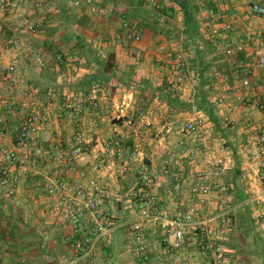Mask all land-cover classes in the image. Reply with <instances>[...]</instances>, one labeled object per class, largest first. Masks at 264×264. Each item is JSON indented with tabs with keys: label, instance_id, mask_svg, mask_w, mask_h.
<instances>
[{
	"label": "built area",
	"instance_id": "1",
	"mask_svg": "<svg viewBox=\"0 0 264 264\" xmlns=\"http://www.w3.org/2000/svg\"><path fill=\"white\" fill-rule=\"evenodd\" d=\"M63 1L77 16L85 14L100 17L112 9L114 0ZM227 3L228 0L222 1V4ZM15 4L14 0H0V14H13ZM34 4L36 12L41 15L46 7L43 1L37 0ZM249 11L253 16L264 20V5L252 4ZM207 12L213 16V11ZM51 19L41 16L32 21L24 20L19 27L29 37L37 39L44 34V28ZM120 26L121 42L117 43H122L120 47L124 52L128 45L135 47L141 43L142 35L132 22L122 19ZM222 28L229 35L232 25L223 24ZM225 41L222 55L234 73H237L242 66L240 55L245 53L243 44L230 37ZM95 43L94 41L93 44ZM17 47L15 36H12L5 50L0 51V72H4L13 85L12 95L0 100V137L3 138L0 143V160L6 164L0 169V193L6 198H12L29 173L43 177L45 186L42 190L50 199L51 213L61 217L71 229V233L60 236L58 242L72 251L76 262L94 258L101 243L114 232L123 230L133 264H230L225 242L230 233L231 210L218 205L214 210L208 211L193 204L183 210L169 211L160 208L156 189L161 177L171 185L175 196H179L184 190V168L178 167L175 171L171 169L177 155L171 154L169 160L163 162L159 174L144 164L142 153L138 148L126 145L124 138H110L101 145L98 153L93 152V142H96L99 135V124L96 118H91L84 125V117L86 111L100 109V90L94 89L87 95L64 94L53 115L42 114L37 106L41 104L51 107L52 96L39 98L24 86L16 58L7 65L2 64V58L7 57ZM165 50H169L168 57L172 58V62L168 63L159 56L156 63L171 75L172 82L180 93L182 85L191 79L190 59L194 54L191 50L182 49L173 38L167 39L165 46L152 45L146 48L148 54L159 55ZM30 55L36 64L44 65L43 52ZM245 55L248 59L244 67L242 66L245 74L249 76L264 68V28L257 32L251 52ZM46 56L49 60L52 59ZM73 58L74 56H69L66 59L71 61ZM61 60L60 56L55 58L57 63ZM212 77L224 84L225 95L216 99L218 105H224L227 96L232 94V88L222 74L213 72ZM243 88L244 94L238 95V103L250 105L255 90L248 85ZM106 92L108 91L101 90L102 96H106ZM32 103L36 105L34 110L31 109ZM238 108L236 105L231 109ZM257 109L261 111L263 107L257 105ZM113 118L115 121H122L120 114L116 112ZM14 119L18 120L14 139L18 147L26 150V155H20L17 146H4L8 124ZM63 121L74 126L69 144L64 146L61 140L45 141L42 132L51 131L56 123ZM223 123L230 126L234 124L228 117L223 118ZM180 129L191 139L202 143L211 138L208 119L200 112L182 124ZM254 129L260 133L254 164L262 191L251 197L248 203L256 222H260L264 220V125L255 126ZM187 144L184 140L180 142L184 148ZM92 152L94 161L91 163L88 178H85L77 171V164ZM182 154L185 158L192 155L189 150ZM134 164V174L138 175L139 182L125 196L126 208L123 210L130 209L128 214H121L116 197L117 187H110L108 180L112 175L126 177L134 169ZM231 169L232 163L223 155H206L201 162V169L192 177V191L195 196L208 199L211 197V189L215 188L220 199L231 202L230 187L220 182V178L227 176ZM70 174L73 177H68ZM239 178L242 182L249 181L250 173L242 172ZM37 191L38 187L28 195L27 209L30 214L38 203Z\"/></svg>",
	"mask_w": 264,
	"mask_h": 264
},
{
	"label": "crops",
	"instance_id": "2",
	"mask_svg": "<svg viewBox=\"0 0 264 264\" xmlns=\"http://www.w3.org/2000/svg\"><path fill=\"white\" fill-rule=\"evenodd\" d=\"M152 1L114 0L112 9L106 11L103 17H95V25L92 26L94 30L91 33H89L88 28L82 31L77 27L79 33L82 31L81 34L86 41H95L96 48L103 50L106 54L112 53L115 56L118 67L123 70L132 68L135 74L134 81L130 86H119L112 93L108 89H98L100 90L98 92L100 109L97 111H86L84 125H87L91 118H96L98 121L99 135L96 142H93V152L98 153L101 145L110 138H124L126 145L132 148L136 147L142 153L144 164L159 174H161L163 162L168 161L171 154L177 155V159L171 164V169L175 171L178 167L184 168V190L182 194L175 196L171 185L163 181L161 177L156 189L160 199V208L169 211L183 210L185 207L192 206L193 204V206H202V208L208 211L214 210L216 206H210V198L195 196L192 191V177L201 167H194L192 169L193 166L188 165L189 158L182 156L183 151H191L197 148L204 149V147H208L204 149L207 152L210 149L211 140L208 141V146L206 145L207 142L202 143L195 139L191 140L176 125L180 117L190 119L192 115L202 112L194 108L192 113L170 115L166 106L157 97L151 95L154 93V89L159 87L162 82L165 80L172 82L173 79L166 70L158 66L156 58L161 56L168 63L172 62V58L168 57L169 50L158 55L155 53L148 54L146 48L152 45L155 47L156 44L165 45L169 38H173L180 44L174 38V32H168V27L164 26L168 22H166L167 18L164 13L161 14V11L159 13L161 24L155 32L144 26L143 19L154 14L152 11L149 13L148 7L153 6L152 9H154L155 5L158 9H163L164 7L168 8L171 6L165 0H154V3ZM222 1L196 0L200 33L205 41L212 45L214 50L213 53L207 54L209 70L203 73V77L199 76V78L205 80V84L201 88L205 93L209 94L210 98H213L215 103L217 102L216 99L224 96L225 93H223L224 84L215 81L212 77L213 72L222 74L232 88V94L227 96V101L224 105L220 106L216 103L218 116L222 119V122L225 117L234 122L232 133L224 140L216 136L212 129L209 128V131L211 139L213 138V140L217 141L219 147L221 146L219 150L222 153L224 152V157L232 163V169L235 166V162H239L240 172L250 173L249 181L242 182L239 177L236 180L244 190V193L249 197V200L262 191V186L257 177L256 165L254 164V154L257 152V140L260 133L254 127L264 125V68L258 69L248 76L244 73L243 67L248 61L245 53L251 52L253 40L257 32L261 28H264V20L253 16L249 8L252 4L263 6L264 0H228L227 4H222ZM105 6L106 4L104 3ZM208 10L213 11V16L208 14ZM35 13V16L31 17L32 19L43 16L51 17L52 21L47 22L44 28L46 31L43 37H40L44 42L38 50L26 49L24 51L26 52L25 55L43 52L42 60L43 62H48L50 60L46 55L50 56V46H52L54 52L58 51L66 57L70 56L72 50L62 46L60 42V31L57 30L59 24L54 16V7H45L41 15L37 12ZM84 16L93 18L83 14L77 16L79 22ZM13 18L12 14H0V51H4L6 48L4 47L3 36L11 37L17 34V30L10 28ZM124 18L132 22L142 35L140 44L135 47L128 45L131 50H137H129L126 53L117 43L114 44L118 39L117 36L122 34L120 20ZM175 18H178V23L181 25L177 26L178 29L182 30V15L179 11L174 12L173 19ZM227 23L232 25L229 35L222 28V25ZM4 27L5 30H3ZM51 28H54V30ZM221 34L223 37H220ZM227 37L241 42L245 50V53L240 55L243 67L241 66V69L237 73H234L222 55V48L226 44L225 39ZM29 51L32 52L29 53ZM142 52L145 54L139 56ZM19 54L18 48L13 49L7 57L2 58V64L7 65L17 58ZM136 54H138L137 57ZM52 72H54L59 83L74 81L85 74L83 69L68 66L63 67L62 70L57 68L52 69ZM191 74L192 80L195 75L193 72ZM245 85L255 90L251 104H247L246 106L244 104L240 105L237 100L238 95L244 94L243 87ZM182 87L180 90V93H183V95H180L181 99L194 103L196 100V90L195 92L190 90L188 92L187 89H182ZM101 90H107V95L102 96L103 92L101 93ZM12 91L13 85L11 81L7 80L4 72H0V100L10 97ZM67 93L65 90L62 94H51V107L40 104V106H37L38 109L41 110L42 114L53 115L59 108L61 97ZM236 105L239 108L232 110L231 108ZM257 105H261L263 110H258ZM35 108L36 105L32 103L31 109L34 110ZM114 112L120 114L121 123H117L113 116H111ZM17 125V119L8 124L10 128L7 135L4 136V146H17L19 154L26 155V150L18 147L14 139ZM71 127H73L72 124L67 121L58 122L53 126L51 131H43L42 137L45 141L61 140L62 144L66 146L72 139ZM183 140L188 143L185 148L180 145V142ZM2 141L3 138L0 137V143ZM222 145H225V148ZM231 148L237 154V161L231 152ZM213 149H216V146ZM93 152L77 164V171L85 178H88L91 163L94 161ZM5 165L0 160V169ZM11 169L13 170V168ZM228 175L223 178L224 184L230 177ZM132 176L130 173L126 177ZM68 177L71 178L73 175L70 174ZM119 178V176L112 175L108 180V185L115 189ZM44 186L45 181L43 177L29 173L24 182L20 184L15 196L6 198L3 193H0V264H133L132 259H128L131 253L127 245V238L124 233L119 235L118 231L111 234L105 242L100 244L94 258L89 261L76 262L72 251L58 242L59 237L71 233V229L63 222L61 217H56L51 213L50 199L48 194L42 190ZM37 187L38 203L34 206L33 213L30 214L27 209L28 195ZM229 194L231 196L230 192ZM16 204H18V207H16ZM124 208L126 207L124 206ZM230 209L231 211H237L235 206ZM113 247H117L118 251L112 256L109 254V249H113ZM125 252H127V256Z\"/></svg>",
	"mask_w": 264,
	"mask_h": 264
},
{
	"label": "trees",
	"instance_id": "3",
	"mask_svg": "<svg viewBox=\"0 0 264 264\" xmlns=\"http://www.w3.org/2000/svg\"><path fill=\"white\" fill-rule=\"evenodd\" d=\"M42 1L46 7H54V16L59 24L60 39L70 47L72 50L70 56H74V58L68 61L66 56L58 51L54 52L53 47L50 46V57L52 59L44 62L43 66H39L30 56L19 54L16 58L17 66L22 77V82L27 89L37 97L44 99L51 94H62L65 90L68 93L87 95L94 89L104 88L112 93L119 86H130L134 81L135 74L133 69L123 70L118 67L115 56L112 53L106 54L103 50L96 48L97 46L93 42L86 41L77 30V25H80L77 15L72 12L63 0ZM165 1L170 3L171 6L159 9V11H161V14L164 13L167 19L173 18L174 12H180L182 15V30L178 29L174 32V38L180 42L182 49L193 52L194 56L190 59V70L194 75L198 74L203 77V73L209 70L207 54L213 53L214 50L212 45L206 42L200 33L196 0ZM159 19V14L155 13L152 16L150 15L148 18L143 19L144 26L155 32L161 24L159 23ZM119 35L114 44L121 42ZM58 56L62 60L57 63L55 62V58ZM67 66L83 69L85 71L84 76L74 81L59 83L52 69L57 68L62 70L63 67ZM195 66L199 70L194 72L193 69L196 68ZM151 95L157 97L166 106L170 115L192 113L194 108L198 109V111H201L207 117L208 127L221 139L226 140L232 133V126L222 122V119L218 116L217 104L202 88H200L194 103L182 100L179 92L175 88V84L167 80L155 88L154 93ZM231 152L237 161L235 150L231 148ZM241 173L239 162H235V166L228 175L230 177L225 183V185L230 187V193L233 198L232 205L237 209L236 220L232 223L230 242L227 243L228 257L230 264H255L252 260L253 258L261 261L258 264H264V239L259 240V237L254 235V230L258 224L252 213V208L248 203L249 197L236 182ZM117 182L116 197L118 199V209L122 214L125 212L123 210L125 196L139 182V178L137 174H133L132 177H120ZM118 233L122 235L124 231L119 230ZM251 234L254 235V244H259V251L255 254L252 253L251 246L245 241V238ZM117 251V247H113V249H109V254L113 256Z\"/></svg>",
	"mask_w": 264,
	"mask_h": 264
},
{
	"label": "rangeland",
	"instance_id": "4",
	"mask_svg": "<svg viewBox=\"0 0 264 264\" xmlns=\"http://www.w3.org/2000/svg\"><path fill=\"white\" fill-rule=\"evenodd\" d=\"M15 2H16V4H15V11H14V13L12 14L13 16H14V18H13V20L11 21V24H12V26H10V28H12V29H15V30H17L16 32H17V34H16V36H15V39H16V41H17V48H18V51H20V54H24L25 55V53L26 52H24L26 49L28 50L29 48H30V50H34V49H37L38 50V48L41 46V44L44 42V41H42L40 38H38V39H35V38H31V37H29L19 26L21 25V23L24 21V20H35V18L34 19H32L31 17H33V16H35V12H36V8H35V1H37V0H14ZM154 1V0H153ZM152 1V2H153ZM154 3V2H153ZM152 3V4H153ZM148 6V5H147ZM153 7V6H152ZM152 7H148V10H149V13L152 11V13H156V14H159V9L154 5V9H152ZM45 8V7H44ZM30 14V15H29ZM33 14V15H32ZM102 17H103V15H102ZM97 18V17H96ZM81 19V18H80ZM94 20H96L95 19V17H93V18H88L87 16L85 17H83L82 18V20H80V25H77V27H78V29L80 30H82V31H85V29H87L88 28V31H89V33H91L92 32V30H94L93 29V27L92 26H94L95 25V21ZM93 21V22H92ZM166 22H168V23H166V25H164L165 27H168L167 29H168V32H176L177 30H178V27L177 26H181V25H179V23H178V18H175V19H173V18H169V19H167L166 20ZM159 23H160V21H159ZM164 27V28H165ZM92 28V29H91ZM52 29V28H51ZM3 30H5V27H4V29ZM52 30H54V28L52 29ZM57 30H59V29H57ZM46 30H44V32H45ZM82 31H81V33H82ZM79 32V31H78ZM6 33V32H5ZM7 34V33H6ZM53 35H54V33H53ZM4 37V43H5V46L4 47H6L7 46V42L9 41V39L12 37H9V36H3ZM42 37H43V35H42ZM60 42H61V44H62V46H64V47H66V48H68L69 50H70V47L68 46V45H66V44H64L61 40H60ZM53 43V42H52ZM117 45H119L120 46V44L119 43H117ZM156 46L157 47H161V46H165V45H163V44H156ZM182 47V46H181ZM133 48V47H132ZM129 50H131V48L128 46L127 47V51L126 52H129ZM132 50H137V49H132ZM131 50V51H132ZM24 52V53H23ZM30 52H32V51H29V53ZM125 52V53H126ZM135 52V51H134ZM164 52H167L166 50L165 51H163V53ZM136 53V52H135ZM162 53V54H163ZM145 53L144 52H142L139 56H143ZM28 56L30 55V54H27ZM138 56V54H136V57ZM141 60H143V59H141ZM140 60V61H141ZM117 63V62H116ZM69 65H71V64H69ZM196 65V64H195ZM69 67H71V66H69ZM72 67H74V66H72ZM196 68L195 69H193L194 70V72L195 71H197V70H199V68L197 67V66H195ZM199 79V80H198ZM195 82V83H194ZM198 83V85L196 86V84ZM205 84V80L204 79H201V78H199V75L198 74H196L195 75V77H194V79H190L183 87H182V89H187V91L189 92V90L190 91H194L195 92V90H196V96L198 95V93H199V91H200V88H201V86H203ZM180 95H183V93L181 94V93H179ZM195 115V114H194ZM194 115H192V117L194 116ZM111 116H113V114L111 115ZM189 118H187V119H184V118H182V117H180V119L177 121V123H176V125L179 127V129H180V127L182 126V124H184L187 120H188ZM9 126H8V131H9ZM71 129H74V126L73 127H71ZM180 131H181V129H180ZM182 132V131H181ZM184 135H187L186 133H184ZM188 136V135H187ZM191 140H193V139H191ZM209 140H211V144L209 145V143H208V141ZM207 142V143H206ZM205 143H206V145L208 146H210V149L207 151V152H205L204 151V149L205 148H208V147H204V149H202V148H197V149H195V150H191L190 152L192 153V155L191 156H189V160H188V165H192L193 167H192V169H194V167H197V168H199V167H201V162H202V160L205 158V156L206 155H208V154H215V155H223V156H225V154H224V152L222 153L219 149H220V147H219V145L217 144V141L216 140H213V138L211 139H208V140H206L205 141ZM220 143V142H219ZM214 146H216V149H213L214 148ZM222 147L223 148H225V145H222ZM186 152H187V150H186ZM135 167H136V164H134L133 166H132V171L130 172L132 175L134 174V172H135ZM201 169V168H200ZM223 178L224 177H222V178H220V182H222L223 184H224V182H223ZM225 185V184H224ZM227 186V185H226ZM218 196L219 195H217V190H215V188H212L211 189V197H210V206H218V205H222V206H224V207H227L228 209H230V208H232V207H234L233 205H232V201L231 202H229V201H225L224 199H219L218 198ZM216 208V207H215ZM212 209V208H211ZM130 209H127L126 211H125V213H127L128 214V211H129ZM231 210V209H230ZM253 213V212H252ZM236 214H237V211H231V214H230V223H231V226H230V233H229V237H228V239H227V241L225 242V246H226V250H227V243H229L230 242V234H231V232H232V223L234 222V220H236L235 218H236ZM257 227H256V229L254 230V235H256V236H258L259 237V240H262V238L264 239V220H261L260 222H257ZM240 235H242V234H240ZM253 234H251L250 236H248L247 238H245V241H246V243L247 244H249L250 246H251V251H252V253L253 254H255V253H258V251H259V244L257 245V244H254V239H253V236H254ZM227 252H228V250H227ZM126 253V256L128 255L127 254V252H125ZM128 259L130 260V259H132V262H133V258H132V256L131 255H129V257H128ZM254 262H255V264H258V263H261V261L260 260H258L257 258H253L252 259ZM263 262H264V260H263Z\"/></svg>",
	"mask_w": 264,
	"mask_h": 264
},
{
	"label": "water",
	"instance_id": "5",
	"mask_svg": "<svg viewBox=\"0 0 264 264\" xmlns=\"http://www.w3.org/2000/svg\"><path fill=\"white\" fill-rule=\"evenodd\" d=\"M116 122H117V123H121L122 121L119 120V121H116Z\"/></svg>",
	"mask_w": 264,
	"mask_h": 264
}]
</instances>
